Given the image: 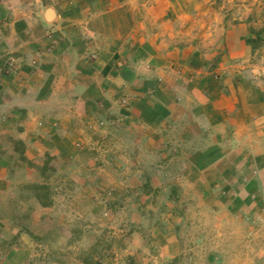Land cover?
Returning <instances> with one entry per match:
<instances>
[{
  "label": "rangeland",
  "instance_id": "374dc122",
  "mask_svg": "<svg viewBox=\"0 0 264 264\" xmlns=\"http://www.w3.org/2000/svg\"><path fill=\"white\" fill-rule=\"evenodd\" d=\"M204 1L208 29L244 23L241 39L263 37L245 62L213 41L204 52L209 67L218 65L223 77V68L236 67L250 78V67H258L263 83L251 85L264 91V0ZM110 120L86 122L72 151L34 148L29 157L27 147H17L22 208L13 215L22 229L0 235V264H264L261 124L238 130V138L227 123L215 133L205 127L196 139L197 124L181 116L151 150L142 134ZM23 231L30 240L21 239Z\"/></svg>",
  "mask_w": 264,
  "mask_h": 264
},
{
  "label": "crops",
  "instance_id": "0c3cea01",
  "mask_svg": "<svg viewBox=\"0 0 264 264\" xmlns=\"http://www.w3.org/2000/svg\"><path fill=\"white\" fill-rule=\"evenodd\" d=\"M204 2L0 0V235L22 229L13 215L22 208L19 145L29 157L34 148L72 151L85 123L101 119L142 134L151 150L181 116L197 124L196 139L205 127L213 133L228 124L236 138L240 129L264 128V91L251 85L261 84L260 69L250 67V78L246 70L222 67L223 77L204 57L208 44L221 39L229 59L245 62L253 47L240 36L247 26L208 29ZM123 99L129 107L118 104ZM21 239L31 237L23 231Z\"/></svg>",
  "mask_w": 264,
  "mask_h": 264
},
{
  "label": "trees",
  "instance_id": "16d2710c",
  "mask_svg": "<svg viewBox=\"0 0 264 264\" xmlns=\"http://www.w3.org/2000/svg\"><path fill=\"white\" fill-rule=\"evenodd\" d=\"M259 40H263V37H262V35L259 33V34H257L255 37H253V38H247L246 39V42L248 43V44H250V45H253V47L255 46V44L259 41Z\"/></svg>",
  "mask_w": 264,
  "mask_h": 264
},
{
  "label": "water",
  "instance_id": "95a60500",
  "mask_svg": "<svg viewBox=\"0 0 264 264\" xmlns=\"http://www.w3.org/2000/svg\"><path fill=\"white\" fill-rule=\"evenodd\" d=\"M53 15H54L53 9L52 8H49L47 10V16H48V18L51 19L53 17Z\"/></svg>",
  "mask_w": 264,
  "mask_h": 264
}]
</instances>
